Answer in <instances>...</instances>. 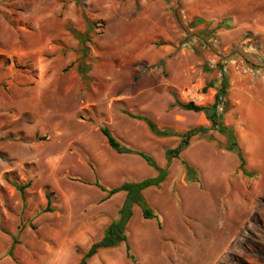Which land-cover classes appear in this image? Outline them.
I'll list each match as a JSON object with an SVG mask.
<instances>
[{
  "label": "rangeland",
  "instance_id": "1",
  "mask_svg": "<svg viewBox=\"0 0 264 264\" xmlns=\"http://www.w3.org/2000/svg\"><path fill=\"white\" fill-rule=\"evenodd\" d=\"M85 17L93 25L84 54L72 30H85ZM218 61L228 88L245 85V103L264 121L255 84H264V0H0V264H58L48 261L56 235L100 228L123 201L122 191L101 201L90 182L110 188L155 175L140 156L113 151L102 124L167 167L164 181L143 191L159 225L138 206L126 225L136 264H264V137L259 150H243L251 176L204 137L198 181H188L183 158L164 154L178 138L154 135L126 113L158 128L195 126L200 112L174 102H211L216 89L201 88L219 77ZM77 246L65 264H78ZM88 264L133 263L121 243Z\"/></svg>",
  "mask_w": 264,
  "mask_h": 264
},
{
  "label": "trees",
  "instance_id": "2",
  "mask_svg": "<svg viewBox=\"0 0 264 264\" xmlns=\"http://www.w3.org/2000/svg\"><path fill=\"white\" fill-rule=\"evenodd\" d=\"M86 29L85 30H72L71 27L68 29L72 30L75 38L78 41L83 53L87 51V46L85 43L90 41L89 32L93 25V22L85 17ZM160 66H163V59L157 62ZM217 67L220 69V74L217 80H210L204 84L201 88V92L204 93L208 88H215L216 91L213 95L211 103H197L194 100L186 101H175L174 105L178 107L189 110L193 112H202L208 121L209 125H197L190 127L186 130H176L172 128H158L155 122L146 116H138L132 113L126 112L131 117L142 120L148 127L149 131L157 136L161 137H177L178 141L173 147L166 148L164 151L166 161L169 162L172 158H179L182 150H184L192 141L194 136L206 137L209 140H215L214 136L210 132H217L224 136V141H218L217 144L220 148L230 151L235 154L237 158L236 169L240 171L244 176H251L253 171H250L246 167V158L244 151L239 143L238 137L236 135L235 129L232 125L225 122L223 118L222 107L227 104V93H228V74L223 69V64L218 61L216 63ZM82 75L87 71L85 69L79 68ZM173 105V104H172ZM100 132L104 135L108 146L119 154H129L140 156L146 164L151 166L155 170V175L144 177L140 180H124L121 183L107 188L105 185L96 178L89 184L94 185L100 191L104 192L101 201L110 198L117 192L123 191L124 198L117 209L116 216L110 219L108 224L104 227L102 236L100 239L93 241L88 249L84 252L76 248V252L81 254L78 264H88L89 260L101 249H110L117 247L121 243L125 244V255L133 263L136 264V259L131 252V245L127 241L126 225L133 214V207L138 206L141 211V216L144 219H155L159 225V216L154 211V209L148 203L143 191L149 187H158L165 179L167 175V167L157 165L154 158L139 149H134L128 145L121 142L110 130L106 124H102L99 127ZM185 178L188 181H198L197 171L194 167L189 165L184 159L182 160ZM28 183L15 184V187L22 191ZM46 206L45 211H51V192L45 193ZM15 243V240H13ZM10 256H13V244L9 250Z\"/></svg>",
  "mask_w": 264,
  "mask_h": 264
},
{
  "label": "crops",
  "instance_id": "3",
  "mask_svg": "<svg viewBox=\"0 0 264 264\" xmlns=\"http://www.w3.org/2000/svg\"><path fill=\"white\" fill-rule=\"evenodd\" d=\"M235 84L236 82H234L233 85V81H232L231 86L228 88L227 94H228V98L230 100L232 99V107H230L229 110L223 113V118L226 123L234 127L239 143L243 150H245L246 148L248 150H259V147H261L262 145L261 139L264 137V127L262 125V123L264 122L262 120L263 117L258 115L257 114L258 112H256V110L254 112L251 109L250 102L245 103L246 99L248 100L250 90L245 88L246 86L243 84L241 85L239 84V87H236ZM255 84L260 85L261 88L264 90L263 83L257 82ZM236 91L239 92L237 94H239V96L241 97V98L239 97L240 99L238 98V96H236ZM211 102H207V103H211ZM245 110H247L246 114H245ZM195 117L197 118V123L195 124V126L209 125L208 121L206 120L202 112H200V114H198ZM210 133L214 136L216 142L225 140L224 136L221 135L219 137L218 136L219 133L217 132H210ZM194 139H199V142L194 143L193 142ZM203 139H204L203 137L194 136L192 138L191 143L184 150H182L180 154V157H182L192 167H195L194 163L197 162L196 161V157L198 156L197 148L201 145L208 146V143L204 142ZM229 153L230 151L225 150L222 152V155H224V157L226 158H229L228 156ZM107 224L104 223L102 226H100V228L98 227L94 229L93 224L84 223L81 226V230L74 233L70 237L60 239L58 236L59 234L56 235L55 240L57 242V247L56 249L52 250V255H50L48 261L50 263L65 264L67 259L66 250H68L71 245L72 246L78 245L77 247L80 246L79 250H81L82 252L86 251L93 241H96L101 238L103 229ZM76 254L78 255L77 262H79L81 254L80 253H76Z\"/></svg>",
  "mask_w": 264,
  "mask_h": 264
}]
</instances>
